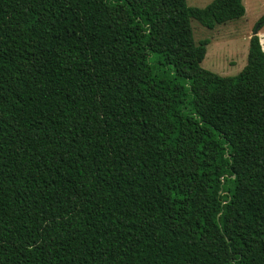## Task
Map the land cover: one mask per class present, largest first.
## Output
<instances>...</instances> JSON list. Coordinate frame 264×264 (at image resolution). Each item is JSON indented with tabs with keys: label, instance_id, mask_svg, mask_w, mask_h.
<instances>
[{
	"label": "trees",
	"instance_id": "obj_1",
	"mask_svg": "<svg viewBox=\"0 0 264 264\" xmlns=\"http://www.w3.org/2000/svg\"><path fill=\"white\" fill-rule=\"evenodd\" d=\"M26 1L0 0V21L15 16L0 24V135L60 23L104 135L0 161V264H264L261 38L222 76L202 66L210 40L191 22L240 19L243 0Z\"/></svg>",
	"mask_w": 264,
	"mask_h": 264
},
{
	"label": "rangeland",
	"instance_id": "obj_2",
	"mask_svg": "<svg viewBox=\"0 0 264 264\" xmlns=\"http://www.w3.org/2000/svg\"><path fill=\"white\" fill-rule=\"evenodd\" d=\"M212 1L187 0V3L203 8ZM26 2L33 5V0ZM243 2L247 11L244 17L218 24L214 29L196 19L191 21L196 42L210 40L202 66L222 76H234L247 65L249 36L264 14V0ZM62 7L68 9V4L63 2ZM8 19L0 24L14 22L15 16L9 14ZM261 30L258 35L264 40V26ZM78 54L72 28L60 23L41 49L39 65L16 87L14 97L5 107L7 129L0 135V161L103 139L104 126L98 104ZM1 57L0 53V60ZM5 70L0 65V85L4 83Z\"/></svg>",
	"mask_w": 264,
	"mask_h": 264
},
{
	"label": "crops",
	"instance_id": "obj_3",
	"mask_svg": "<svg viewBox=\"0 0 264 264\" xmlns=\"http://www.w3.org/2000/svg\"><path fill=\"white\" fill-rule=\"evenodd\" d=\"M246 12H247V11H246ZM244 16H245V15H244ZM244 16H243V17H244ZM262 28H263V27H262ZM262 28H261V29H262ZM261 29H260L259 34H261V31H262ZM252 35H253V34H251V36H252ZM251 36H249V37L251 38ZM261 36H262V35H261ZM260 38H261V44H262V47H263V49H264V40H263V37H260ZM240 72H241V71H240ZM236 75H237V74H236Z\"/></svg>",
	"mask_w": 264,
	"mask_h": 264
},
{
	"label": "water",
	"instance_id": "obj_4",
	"mask_svg": "<svg viewBox=\"0 0 264 264\" xmlns=\"http://www.w3.org/2000/svg\"><path fill=\"white\" fill-rule=\"evenodd\" d=\"M259 29H260V26L259 25L256 26V28L254 29L253 35L257 34L259 32Z\"/></svg>",
	"mask_w": 264,
	"mask_h": 264
}]
</instances>
